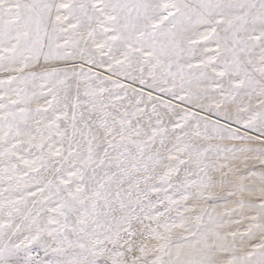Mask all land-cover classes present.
<instances>
[{
	"label": "snow or ice",
	"instance_id": "1",
	"mask_svg": "<svg viewBox=\"0 0 264 264\" xmlns=\"http://www.w3.org/2000/svg\"><path fill=\"white\" fill-rule=\"evenodd\" d=\"M0 264H264V0H0Z\"/></svg>",
	"mask_w": 264,
	"mask_h": 264
}]
</instances>
